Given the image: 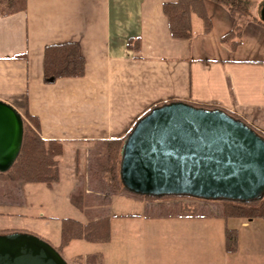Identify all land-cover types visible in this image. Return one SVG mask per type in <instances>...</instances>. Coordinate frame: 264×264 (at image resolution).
Segmentation results:
<instances>
[{
    "label": "crops",
    "instance_id": "crops-1",
    "mask_svg": "<svg viewBox=\"0 0 264 264\" xmlns=\"http://www.w3.org/2000/svg\"><path fill=\"white\" fill-rule=\"evenodd\" d=\"M175 1L25 0L24 11L8 15L0 6V101L22 119L37 118L41 137L62 141L64 154L72 145L125 138L149 110L177 101L220 109L264 135V26L247 23L231 51L220 38L233 19L206 1L211 31L203 34L200 22L194 24L188 44L171 37L163 14L162 5ZM263 1L252 0L253 17ZM133 38L140 40L137 53L127 48ZM67 42L78 45L84 77L44 84V48ZM61 219L0 210V234L32 233L58 249ZM224 223L238 233L237 251L225 254L220 229L198 228L200 247L213 235L221 264H264V222Z\"/></svg>",
    "mask_w": 264,
    "mask_h": 264
},
{
    "label": "water",
    "instance_id": "water-1",
    "mask_svg": "<svg viewBox=\"0 0 264 264\" xmlns=\"http://www.w3.org/2000/svg\"><path fill=\"white\" fill-rule=\"evenodd\" d=\"M259 16L264 21V4ZM23 121L0 101V173L16 160ZM118 176L123 189L152 198L253 203L264 198V138L220 109L183 102L152 108L125 137ZM0 264H67L47 241L0 234Z\"/></svg>",
    "mask_w": 264,
    "mask_h": 264
},
{
    "label": "trees",
    "instance_id": "trees-1",
    "mask_svg": "<svg viewBox=\"0 0 264 264\" xmlns=\"http://www.w3.org/2000/svg\"><path fill=\"white\" fill-rule=\"evenodd\" d=\"M211 1L223 6L233 19L232 28L221 36L220 44L233 51L241 44V36L245 25L254 22L264 26L260 16L251 14L252 0H176L162 5L163 14L167 17L169 32L172 38L190 43L196 31L194 20L198 19L203 34L211 31L212 25L205 9V2ZM264 4V2H263ZM262 4V6H263ZM0 6L5 7V15L19 10H25V0H0ZM261 6V8H262ZM260 8V10H261ZM127 48L139 52V38L129 39ZM85 75V61L74 42L48 45L43 51V83L51 85L61 79H80ZM225 112V111H224ZM229 116L238 117L225 112ZM23 121V136L19 154L10 169L0 173V190L4 184H40L48 190L60 182L61 158L64 154L63 142L45 140L40 135L37 118L26 115ZM254 130V129H253ZM264 138V135L254 130ZM125 138L104 140V156L96 158L88 164V180L96 182L110 195L126 193L133 198L143 197L150 201L160 202L162 219H240L245 221L261 220L264 222V198L258 202L243 204L236 202L217 201L221 204L219 215L206 213L201 206L213 201H203L191 197L152 198L137 196L125 191L118 176L121 148ZM77 163V157L75 156ZM78 164V163H77ZM78 170V166L75 168ZM69 203L77 210L85 207V193L72 192ZM130 217V216H129ZM60 230V247L62 252L72 241L104 244L110 240V218L81 222L73 218H62ZM238 247V233L225 226L223 232V251L233 254ZM71 264H103L99 254L76 256Z\"/></svg>",
    "mask_w": 264,
    "mask_h": 264
},
{
    "label": "rangeland",
    "instance_id": "rangeland-1",
    "mask_svg": "<svg viewBox=\"0 0 264 264\" xmlns=\"http://www.w3.org/2000/svg\"><path fill=\"white\" fill-rule=\"evenodd\" d=\"M263 2L258 7V16ZM194 21L199 23L197 19ZM103 153L102 144L67 147L61 158L60 182L54 190L40 184L6 183L0 190V198L8 206H0V210L28 216L42 213L81 222L109 217V242L72 241L59 253L67 264L76 256L93 254L101 255L103 264H221L223 253L215 246V236H209V245L203 246V250L195 231L208 228L215 234L219 229L224 230L223 220L162 219L158 217L161 213L158 201L133 198L126 193L108 194L96 182L88 180L87 175L89 162L103 157ZM80 191L85 193V207L81 211L68 200L70 192ZM201 206L206 213H221L217 201ZM226 226H231V222Z\"/></svg>",
    "mask_w": 264,
    "mask_h": 264
}]
</instances>
